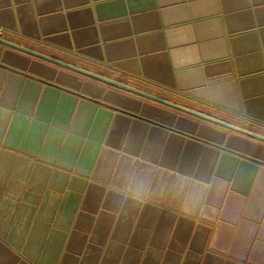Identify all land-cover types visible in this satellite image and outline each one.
I'll return each mask as SVG.
<instances>
[{"label": "crops", "instance_id": "obj_1", "mask_svg": "<svg viewBox=\"0 0 264 264\" xmlns=\"http://www.w3.org/2000/svg\"><path fill=\"white\" fill-rule=\"evenodd\" d=\"M0 28L264 135V0H0ZM0 264H264V142L0 44Z\"/></svg>", "mask_w": 264, "mask_h": 264}, {"label": "water", "instance_id": "obj_2", "mask_svg": "<svg viewBox=\"0 0 264 264\" xmlns=\"http://www.w3.org/2000/svg\"><path fill=\"white\" fill-rule=\"evenodd\" d=\"M0 44L1 45H5V46H8V47H11V48H14V49L19 50L21 52L27 53L29 55L35 56L37 58L46 60V61L51 62V63H54V64H57L59 66L65 67L67 69L73 70L75 72H78V73H81L83 75L89 76L91 78H94V79L100 80L102 82H105V83L110 84L112 86L118 87L120 89L126 90V91L131 92V93H134L136 95L145 97V98L150 99V100H153L155 102L164 104L166 106L175 108L177 110L186 112V113L191 114L193 116H196V117H199L201 119H204V120L213 122V123L218 124L220 126L229 128V129H231V130H233L235 132L241 133L243 135H246V136H249L251 138L257 139V140H259L261 142H264V135L258 134L256 132H253V131L248 130L246 128L237 126L235 124H232V123L223 121L221 119H218V118L213 117L211 115H208V114L202 113L200 111L191 109L189 107H186V106L177 104V103L172 102L170 100H167L165 98L159 97L157 95H154V94H151L149 92L143 91L141 89L135 88L133 86L127 85L125 83H122V82L113 80V79H111L109 77L100 75L98 73H95L93 71L87 70L85 68H82V67H79V66L70 64L68 62H65V61L60 60L58 58H55V57L46 55L44 53H41V52H39L37 50H34V49H31L29 47H26V46L17 44L15 42H11V41H9V40L1 37V36H0Z\"/></svg>", "mask_w": 264, "mask_h": 264}, {"label": "built area", "instance_id": "obj_3", "mask_svg": "<svg viewBox=\"0 0 264 264\" xmlns=\"http://www.w3.org/2000/svg\"><path fill=\"white\" fill-rule=\"evenodd\" d=\"M1 34H2V28H0V36H1Z\"/></svg>", "mask_w": 264, "mask_h": 264}]
</instances>
